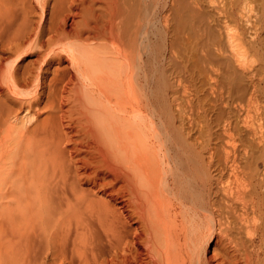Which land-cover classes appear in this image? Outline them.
<instances>
[{"label":"bare ground","instance_id":"bare-ground-1","mask_svg":"<svg viewBox=\"0 0 264 264\" xmlns=\"http://www.w3.org/2000/svg\"><path fill=\"white\" fill-rule=\"evenodd\" d=\"M163 8L0 0V264H264V77L245 139L227 120L220 153L177 136L152 47ZM213 155L228 168L219 188ZM195 167L202 188H177Z\"/></svg>","mask_w":264,"mask_h":264},{"label":"rangeland","instance_id":"rangeland-1","mask_svg":"<svg viewBox=\"0 0 264 264\" xmlns=\"http://www.w3.org/2000/svg\"><path fill=\"white\" fill-rule=\"evenodd\" d=\"M176 1L177 2L175 3L173 0H162V4L164 6L163 14H165V27H162V31H164L162 33L164 34H162V40L160 43H157L156 40L153 39L152 47L156 52H158V54L156 53V55H158L157 60L159 63L161 62L162 93L165 95L163 96L164 99H166L165 103L167 102L166 104H168L172 101L169 104H177L178 107L177 136L180 134L179 137H181L182 134L183 136L181 138L184 139L186 134L190 135H188L189 138L197 136L196 139L202 141L203 143L205 142V144L209 147L214 145V147L216 146V149H219L217 147H220L221 139H225V137L220 134L225 135L223 131L226 129L225 125L226 123H230V128L233 131L234 136L236 132V141L238 142V137L239 140L245 139V131L243 133L244 129L240 126L242 124L241 120L244 117V106H246L249 99L251 100V103H258V97L256 96L258 85L260 83V78L264 77V53L262 54V51L264 52V9H262L264 8V0H243L245 3L247 2L246 4L242 0H237V2H239L238 4L236 0ZM233 1L236 2L235 4L237 6H234V4L232 5L231 2ZM238 8L243 9V11H241V9H239V11ZM241 14L242 18L240 17ZM174 23H176V26H174L175 29L171 25H174ZM173 29L176 32H174ZM170 34L174 36L173 39ZM170 39L172 44L177 43V45H172L169 42ZM174 39H177V41H174ZM172 41H174V43ZM170 44L171 49L172 46L176 49L174 48V50L172 49V51H170ZM235 52H237V55ZM258 66H260L261 69H258ZM188 69L191 70L189 71ZM191 71L192 74L189 73ZM257 72H259V75ZM261 85L264 87V83H261ZM169 93H171L170 96L166 95ZM171 96H175L178 100H173L174 97ZM190 106L193 108H190ZM187 109H189V113L187 112ZM190 112L193 113L191 114ZM188 114L192 116V119ZM185 115L189 117H185ZM215 115L218 116L216 117ZM193 117H197L199 120L196 118L195 121V118ZM217 118L218 120H224L225 118V120L224 122L222 120V123H217ZM185 119L189 121V124L186 123L187 126H185ZM239 122H241V124ZM194 123L196 125L194 127L192 126L194 131L192 129V131L187 133L186 127H188V125H194ZM222 124L225 127H223ZM234 126L235 131L232 129ZM198 127H201L200 130L203 132H201ZM221 127H223V129ZM240 129L242 131L238 132ZM204 131L206 132L204 133ZM198 132L200 133L198 134ZM239 133L242 135L244 134L243 137H240L241 134ZM200 135L203 138L205 136L207 137L203 139ZM216 135L217 139H220V141L213 139V137L216 138ZM245 137H247V135H245ZM223 139L222 146L226 142L227 138L226 140ZM215 143H219V145L217 146ZM221 147V151L219 149L217 152H222ZM242 160L244 162V159L239 160V162L241 161V164ZM219 162L220 160H217L216 155H213L210 161L208 160L207 174L210 181V185L208 184L209 188H214L215 186H217L215 188H219L224 181L227 182L228 178H226V180L225 178L222 180L223 177L227 176V170H225L228 169L227 165L223 161V164L220 162V165ZM216 164H219L220 167L218 168L219 165L216 166ZM211 166L217 168H213ZM222 169L225 171H223L224 174L221 172ZM217 170H219L223 175ZM190 173L192 175H190ZM202 175V170L199 167H195L192 172L189 171L186 175H180L181 178H177V188H202L200 187V184H196L192 181V178L194 179L195 177L196 179H199ZM215 176L216 178H214ZM252 225H250L248 232L245 230L246 228L243 227V225H240L239 229L243 230L245 228L243 230L244 233H242L241 230L239 231V229H236V232L239 231L237 233L235 232L236 235H242L244 238L243 239L241 236V241H248V236H250L253 232V230H251L253 227Z\"/></svg>","mask_w":264,"mask_h":264}]
</instances>
